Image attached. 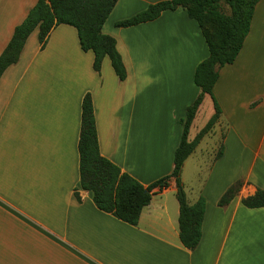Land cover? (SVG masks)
I'll list each match as a JSON object with an SVG mask.
<instances>
[{
	"label": "crops",
	"instance_id": "obj_1",
	"mask_svg": "<svg viewBox=\"0 0 264 264\" xmlns=\"http://www.w3.org/2000/svg\"><path fill=\"white\" fill-rule=\"evenodd\" d=\"M37 1L0 0V54ZM162 1L170 0H118L102 26L116 41L124 81L108 58L96 73L93 53L80 49L76 30L66 25L51 31L42 50L35 29L18 62L2 74L0 264H264V208L241 203L264 191V0L236 60L219 70L212 90L219 117L183 164V190L186 167L194 169L189 204L205 202L195 250L179 239L173 179L152 191L135 227L99 211L91 193L79 189L86 94L101 156L144 186L173 169L181 121L200 93L194 73L208 57L201 30L181 7L151 22L116 27ZM206 106V124L215 114L205 95L189 141L201 130L191 133ZM237 182L236 197L219 207Z\"/></svg>",
	"mask_w": 264,
	"mask_h": 264
},
{
	"label": "trees",
	"instance_id": "obj_2",
	"mask_svg": "<svg viewBox=\"0 0 264 264\" xmlns=\"http://www.w3.org/2000/svg\"><path fill=\"white\" fill-rule=\"evenodd\" d=\"M118 0H38L0 54V78L7 68L19 60L29 35L38 30V42L42 50L51 31L59 25L73 27L77 32L80 49L94 55L93 70L100 73L102 62L109 59L114 74L120 81L127 77L116 41L102 33L101 29ZM260 0H170L149 5L135 16L116 23L127 28L156 20L162 12L179 7L186 10L189 19L195 20L205 40L208 57L196 67L194 84L200 93L186 109L181 121L182 135L173 156L171 173L148 186L123 173L119 167L101 156L90 94L81 102V125L78 142L79 189L90 192L95 207L130 226H137L142 210L147 207L154 189H164L173 179L175 198L179 206V239L184 248L193 251L201 239V223L205 202L199 198L189 204L181 183L185 160L194 152L200 140L216 123L220 110L213 96V87L219 70L233 64L250 29L255 7ZM205 95L213 101L215 114L192 141L188 140L190 126ZM219 152L218 155H220ZM242 183L229 187L218 201L219 207L227 206L237 195ZM78 190V189H77ZM77 190L75 198L79 201ZM248 209L264 208V191L257 190L253 196L242 199Z\"/></svg>",
	"mask_w": 264,
	"mask_h": 264
},
{
	"label": "rangeland",
	"instance_id": "obj_3",
	"mask_svg": "<svg viewBox=\"0 0 264 264\" xmlns=\"http://www.w3.org/2000/svg\"><path fill=\"white\" fill-rule=\"evenodd\" d=\"M204 110H202V112L200 113V115L197 117L196 121L194 122V125L191 129V133L193 134V136L200 130L204 127V125L206 124V118H205V112L207 111V106L205 108H203ZM208 141H210L209 138H207ZM193 173H194V169L192 167V165L190 166H187L186 169H185V174H184V179H185V184H186V187H185V194H186V199H187V202L189 203V200H190V187H189V180H191V178H195V176L193 177ZM197 177H200L199 175ZM195 181V179H194Z\"/></svg>",
	"mask_w": 264,
	"mask_h": 264
}]
</instances>
